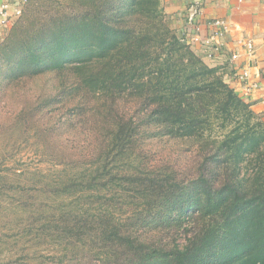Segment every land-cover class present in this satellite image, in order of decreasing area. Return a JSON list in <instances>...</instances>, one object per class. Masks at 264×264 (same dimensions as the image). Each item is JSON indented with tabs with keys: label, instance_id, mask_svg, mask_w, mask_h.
Returning <instances> with one entry per match:
<instances>
[{
	"label": "trees",
	"instance_id": "obj_1",
	"mask_svg": "<svg viewBox=\"0 0 264 264\" xmlns=\"http://www.w3.org/2000/svg\"><path fill=\"white\" fill-rule=\"evenodd\" d=\"M46 73L60 89L25 95L17 114L24 130L56 132L42 152L68 173L38 187L55 212L37 205L26 229L65 240L61 264H264V119L160 0H25L0 37V90ZM150 121L195 145L184 166L143 164Z\"/></svg>",
	"mask_w": 264,
	"mask_h": 264
},
{
	"label": "rangeland",
	"instance_id": "obj_2",
	"mask_svg": "<svg viewBox=\"0 0 264 264\" xmlns=\"http://www.w3.org/2000/svg\"><path fill=\"white\" fill-rule=\"evenodd\" d=\"M54 1L65 3L69 0ZM160 2L169 27L178 32L179 27L177 26L181 24L180 19L182 18V15H179L182 0H160ZM23 3L24 0H21L20 9ZM16 16L18 15L10 19L9 25ZM192 50L196 53L195 47ZM210 66L213 65L210 64ZM225 72H227L226 69ZM61 80L63 79L56 75L46 73L21 85L11 84L0 90L2 91L0 95V178H4L5 181L9 180L11 185H8L12 187L0 192V263L11 258H18L19 264H61L60 259L63 258V253L69 250L70 246L65 240H53L44 233H41L44 235L38 238L36 234L26 229L30 219L39 213L37 205L44 209L43 212L48 216L55 212L54 195L43 193L38 187L43 182L52 183L58 173L66 175L68 170H62L60 165L47 159L48 154L42 152L43 146L40 141L42 139L46 143L53 141L57 135L56 132L52 130L48 134L38 136L34 130H24L23 123L17 114L26 106L27 97L25 95L35 93L40 96L41 100H47L54 95L58 84L60 89ZM65 95L62 93L61 96ZM244 100L251 104V108L253 107L251 101ZM64 112L65 108H61L52 112L51 116L46 114L49 119L44 124L53 123L54 118H58V115ZM255 112L264 119L263 114ZM159 131L158 126L152 121L141 131L140 148L145 156V159H142L143 164L175 163L176 167L184 166L182 158L185 153L181 155V152H188L195 145H192L189 139L162 135ZM68 133L69 131L66 130V133L61 136L63 141L82 139L76 134ZM66 154H69V150ZM30 185H35L37 188L30 187ZM68 200L69 197L61 198L62 203ZM30 201H34L33 207L23 206V204L28 205Z\"/></svg>",
	"mask_w": 264,
	"mask_h": 264
},
{
	"label": "crops",
	"instance_id": "obj_3",
	"mask_svg": "<svg viewBox=\"0 0 264 264\" xmlns=\"http://www.w3.org/2000/svg\"><path fill=\"white\" fill-rule=\"evenodd\" d=\"M202 1L200 22L203 35L210 32V26L206 25L208 19L219 17L225 18L228 22V30L221 38L224 52L217 57L208 58L202 54L200 44H193L191 48L195 47L196 53L205 63L223 66L227 70L225 81L239 96L252 102V109L264 115V0H242L240 3L237 0ZM20 2L21 0H0V8L6 4L12 19L13 10L20 5ZM180 7L179 15L181 14L182 18L180 17L181 24L177 26L178 33L185 28V0H182ZM8 25L9 23L6 26L0 25V36ZM249 38L254 42V54H248L243 46L244 40ZM232 53H236L238 57L231 59ZM243 68L249 70L248 82L256 85L247 93L244 92V86L237 78V74Z\"/></svg>",
	"mask_w": 264,
	"mask_h": 264
},
{
	"label": "built area",
	"instance_id": "obj_4",
	"mask_svg": "<svg viewBox=\"0 0 264 264\" xmlns=\"http://www.w3.org/2000/svg\"><path fill=\"white\" fill-rule=\"evenodd\" d=\"M25 1V0H24ZM239 3L242 0H237ZM186 12L184 16L185 28L179 31L180 39L187 44H200L202 54L208 58H213L222 54L224 51L221 41L222 36L228 30V22L225 18H211L206 21V25L210 26V32L207 35L201 33V14H202V0H185ZM20 8L15 7L13 15H19ZM10 22V13L6 4H3L0 8V25L6 26ZM243 46L248 54H254L255 46L252 39H246L243 42ZM238 55L232 53L231 59H236ZM237 78L244 86V92L247 93L250 89L256 87L254 83H249L250 78L248 68H243L237 74Z\"/></svg>",
	"mask_w": 264,
	"mask_h": 264
}]
</instances>
